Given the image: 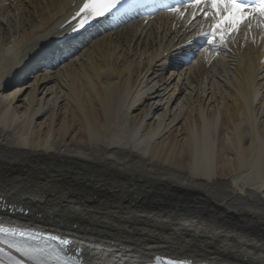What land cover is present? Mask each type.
I'll use <instances>...</instances> for the list:
<instances>
[{
  "label": "bare ground",
  "instance_id": "1",
  "mask_svg": "<svg viewBox=\"0 0 264 264\" xmlns=\"http://www.w3.org/2000/svg\"><path fill=\"white\" fill-rule=\"evenodd\" d=\"M77 1L0 0L5 233L86 264H264V34L179 68L163 15L66 51Z\"/></svg>",
  "mask_w": 264,
  "mask_h": 264
}]
</instances>
